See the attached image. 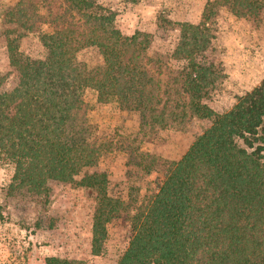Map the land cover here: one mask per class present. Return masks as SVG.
<instances>
[{"label":"trees","instance_id":"16d2710c","mask_svg":"<svg viewBox=\"0 0 264 264\" xmlns=\"http://www.w3.org/2000/svg\"><path fill=\"white\" fill-rule=\"evenodd\" d=\"M221 7L264 24V0H207L197 23H180L171 59L188 98L178 100L152 67L149 35L123 34L101 0H17L6 12L13 84L0 72V163L13 165L9 187L47 192L49 181L79 176L95 192L92 252L100 251L108 223L122 219L129 227L117 264H264V76L224 111L201 95L217 76L205 53ZM87 87L98 101L116 98L135 111L141 126L163 128L186 114L209 120L178 159L151 158L146 170L160 171L157 189L129 200L132 207L109 195L106 174L91 169L102 147L90 139ZM45 263L77 264L57 256Z\"/></svg>","mask_w":264,"mask_h":264},{"label":"rangeland","instance_id":"374dc122","mask_svg":"<svg viewBox=\"0 0 264 264\" xmlns=\"http://www.w3.org/2000/svg\"><path fill=\"white\" fill-rule=\"evenodd\" d=\"M17 0H0V72L5 85L13 84L9 72L5 35L13 29L7 10ZM115 12V24L123 34L139 30L149 35L147 53L163 87L173 90L174 98L187 99L178 63L171 53L178 41L179 24L197 23L207 0H101ZM41 14L44 8L39 6ZM211 39L205 55L213 61L217 76L201 93L202 100L215 111H224L236 98L259 84L264 76V24L252 26L221 7L210 21ZM44 32L51 27L43 22ZM39 51L37 34L29 36ZM98 62V58L89 55ZM178 79V85L174 84ZM179 89L180 94H176ZM90 139L101 143L97 164L91 169L104 172L108 193L132 207L129 200H144L156 191L161 178L157 169L146 168L153 157L178 159L209 120L186 114L165 127L141 126L135 111L126 109L116 98L100 102L96 91H83ZM182 109L181 106H179ZM11 163H0V264H46L50 256L75 260L77 264H117L128 245L130 231L122 219L107 224L100 251L91 250L95 192L74 181H49L47 192L34 193L9 187Z\"/></svg>","mask_w":264,"mask_h":264}]
</instances>
